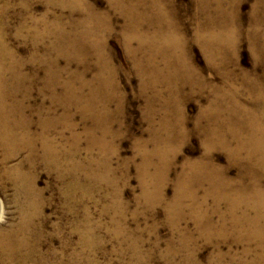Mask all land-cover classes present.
Masks as SVG:
<instances>
[{"label": "bare ground", "instance_id": "obj_1", "mask_svg": "<svg viewBox=\"0 0 264 264\" xmlns=\"http://www.w3.org/2000/svg\"><path fill=\"white\" fill-rule=\"evenodd\" d=\"M87 2L57 0L60 7L76 16L66 20L63 15L48 22L46 14L20 24L17 35L30 40L37 50L33 62L46 66L42 82L37 71H22L25 62L16 57V51L0 34V160L4 162L20 150L32 157L30 161L36 159L37 150H42L48 161L57 162L62 153L69 156L71 152H63L48 134L56 123L74 131L73 105L84 119L107 118L109 112H105L121 88L107 51L113 15H118L123 19L120 29L124 44L139 74L140 95L146 103L144 119L153 148L143 150L144 166L158 159L151 177L160 197L180 147L197 135L203 151L196 157H184L176 173L177 193L170 204L190 206L199 227L211 226L221 241L250 242L244 253L253 254L255 264H264V14L257 11L244 30L236 0H194L195 11L190 13L188 24L173 0H108L110 10L104 11ZM190 24H194L192 38ZM244 37L250 39L256 56L250 69L239 63V45ZM47 40L41 53L40 47ZM193 42L206 57L204 68L191 54ZM207 68L213 69L216 79L206 74ZM35 88L53 101L46 107L34 106L40 115L37 120L26 112V102ZM192 99L205 102L190 120L186 105ZM34 124L39 131L32 130ZM190 151L196 153V146ZM217 151L225 154L227 166L217 162ZM21 166L18 163L14 171L5 173L15 178L27 204L34 205V179ZM69 167L73 169L70 163ZM230 167L236 168V176L230 175ZM36 212L25 207L20 223L0 228V264L23 260V251L31 248L27 226ZM228 226L232 230H225Z\"/></svg>", "mask_w": 264, "mask_h": 264}, {"label": "rangeland", "instance_id": "obj_2", "mask_svg": "<svg viewBox=\"0 0 264 264\" xmlns=\"http://www.w3.org/2000/svg\"><path fill=\"white\" fill-rule=\"evenodd\" d=\"M173 1L188 24L190 13L195 11L194 0ZM236 1L244 30L249 27L257 11H260V15L264 14L263 0L261 3L259 0ZM56 2L0 0V34L16 51V57L25 62L22 71L27 74L37 71L41 82L46 66L33 62L36 48L17 32L21 23L30 22L34 17L42 18L48 14L47 21L55 22L63 15L66 20L76 16ZM86 2L96 10H110L108 0ZM117 16L113 15L114 29L108 37L107 51L112 56L121 88L116 92V99L110 103L109 111L105 112H109L110 116L100 121L89 117L84 119L81 111H77L73 105L74 131L65 130L64 125L56 123L55 130L53 128L48 134L63 152H71L69 156L62 153L57 162L48 161L49 158L42 155V150H37L34 155L36 159L30 161L32 157L20 150L4 162L0 160V228L20 223L25 207L37 210L33 213L34 217L31 216L32 224L27 226L29 233L26 237L31 248L26 247L23 251L25 257L17 264H255V256L244 253L248 244L251 247L250 242L221 241L216 231L212 232L211 226L199 227L190 206L181 208L177 203L170 204L177 193L176 173L184 157H196L203 151L197 135L191 136L180 147L169 180L163 185L164 194L160 197L159 188L151 177L155 172L154 162L158 159L154 158L153 164L144 166L143 150L153 148L152 143H148L149 124L144 119L146 103L140 95L139 74L124 44L120 29L123 19ZM192 28L194 24L188 30L190 38L193 37ZM48 41L40 47L41 53L45 51L44 45ZM252 51L250 39L244 37L239 45L241 66L252 67L256 60ZM191 54L195 63L204 68L206 57L195 42L191 44ZM60 62L65 64V59ZM206 74L213 79L217 77L211 68L206 69ZM92 75L93 69L88 71L87 78L90 79ZM58 90L61 92L62 88ZM32 93V98L26 102V112L37 120L40 115L35 113L34 108L52 105L53 101L48 94H41L36 88ZM204 102L203 99L201 103ZM201 103L193 99L187 103L186 112L190 120L198 114ZM58 113L62 114L63 109ZM32 130L39 131L38 125L34 124ZM194 146L197 152L191 154ZM215 158L219 164L227 166L222 151H217ZM18 163L34 179V205L27 204L15 178L6 176L5 171H14ZM69 163L73 169H70ZM229 169L230 175L236 176V168ZM229 229L232 230V227L228 226L225 230ZM231 237L236 239L237 236Z\"/></svg>", "mask_w": 264, "mask_h": 264}]
</instances>
